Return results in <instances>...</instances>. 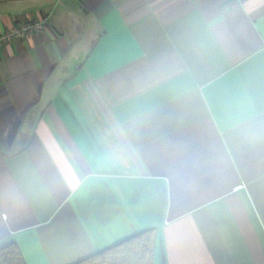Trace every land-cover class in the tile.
Masks as SVG:
<instances>
[{
  "label": "crops",
  "instance_id": "obj_1",
  "mask_svg": "<svg viewBox=\"0 0 264 264\" xmlns=\"http://www.w3.org/2000/svg\"><path fill=\"white\" fill-rule=\"evenodd\" d=\"M0 245L72 264L152 228L153 264H264V0H0Z\"/></svg>",
  "mask_w": 264,
  "mask_h": 264
},
{
  "label": "trees",
  "instance_id": "obj_2",
  "mask_svg": "<svg viewBox=\"0 0 264 264\" xmlns=\"http://www.w3.org/2000/svg\"><path fill=\"white\" fill-rule=\"evenodd\" d=\"M154 233L152 228L141 230L72 264H153ZM0 264H25L14 242L0 245Z\"/></svg>",
  "mask_w": 264,
  "mask_h": 264
},
{
  "label": "built area",
  "instance_id": "obj_3",
  "mask_svg": "<svg viewBox=\"0 0 264 264\" xmlns=\"http://www.w3.org/2000/svg\"><path fill=\"white\" fill-rule=\"evenodd\" d=\"M46 18L47 17H31L20 19L15 26L0 33V45L5 42V40L9 41L13 38L23 37L32 31L42 30L45 26Z\"/></svg>",
  "mask_w": 264,
  "mask_h": 264
}]
</instances>
